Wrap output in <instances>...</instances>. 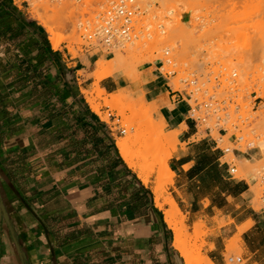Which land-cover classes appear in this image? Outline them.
I'll list each match as a JSON object with an SVG mask.
<instances>
[{"label": "crops", "instance_id": "1", "mask_svg": "<svg viewBox=\"0 0 264 264\" xmlns=\"http://www.w3.org/2000/svg\"><path fill=\"white\" fill-rule=\"evenodd\" d=\"M15 7L0 0V264H185L164 219L167 206L156 205L155 175L144 183L127 165L116 146L122 134L82 92L92 89L98 60L112 58L54 49L40 24ZM155 66L144 98L167 94L169 105L153 117L162 118L164 133L184 125L175 144H189L198 129L187 119L185 96ZM98 85L106 94L132 87L118 74ZM192 147L170 153L168 195L192 225L202 220L212 230L204 257L227 264L226 242L236 235L241 261L264 264V216L247 206L235 215L226 210L248 184L226 176L215 147ZM213 170L220 180L210 178ZM216 219L230 223L217 228Z\"/></svg>", "mask_w": 264, "mask_h": 264}, {"label": "rangeland", "instance_id": "2", "mask_svg": "<svg viewBox=\"0 0 264 264\" xmlns=\"http://www.w3.org/2000/svg\"><path fill=\"white\" fill-rule=\"evenodd\" d=\"M13 1L14 7H18L23 15L39 23L47 36L50 37L49 28L58 33L61 42L57 49L67 50L74 57L84 51L83 41L76 28L77 17L71 3L56 4L45 0ZM142 1L150 3L147 17H150L152 24L151 37L138 39L126 46L115 53L109 62L112 61L111 64L115 65L116 72L126 78L128 84L132 86L129 89H120L124 93L127 92V97L120 93L123 97L120 96L122 98L114 102L120 105L124 112L120 114L117 109L104 105L101 98L106 99L108 94H100L97 100L99 105L97 112L104 120L112 122L111 125L115 131L125 130V134L120 136L129 138L130 152L134 162L144 172L150 174V180L153 181L154 175L155 179L158 178L164 198L170 197L168 188L173 185V172L167 160L177 146L182 149L188 147L189 151H194L192 147L194 144L201 143L203 147L210 149L215 147V142H218L219 148L238 149V152L227 153L222 162L235 166V179L246 182L248 191L241 199L226 203L225 205L228 206L226 210L235 215L247 206L249 212L264 216L259 200L262 192L260 177L264 174V88H262L264 85V0ZM153 16H157V20ZM158 23L163 25V29H156ZM136 44L141 49L131 48L137 46ZM164 50L169 51V56L173 60V66L164 65L162 69L163 73L174 72L166 76L171 89L182 93L185 90L188 91L185 84L179 82L180 79L188 77L196 79L201 87L194 96L200 102L209 95H215L220 100L231 96L233 101L240 105L239 115L247 119L243 125L239 126L240 131L247 140L253 142L255 150H247L243 143L238 147L230 140L232 134L239 135L231 126L234 118L222 125L227 129L224 137L220 136L222 133H218L217 128H212L214 121L210 119L207 125L198 127L197 135L190 139L189 144L178 142L174 148L171 146L168 133L163 131L165 125H162V118L159 117L156 121L153 117L160 107L169 105L167 94L159 96L153 102H140L138 103L140 105H136L140 101L138 97L143 95L141 88L149 81L156 63L164 60ZM97 51L93 50V52ZM118 56L138 63L143 62L145 69L130 68L125 63L118 64L116 61ZM108 61L104 60L103 65L106 66L105 62L108 63ZM98 65H100L99 61ZM231 73H235L236 76L234 83L229 85L227 82ZM203 92L208 93L204 95ZM145 106L149 111L147 117L143 114ZM129 108L131 109L128 110ZM207 126L212 128L210 133L206 131ZM176 131L179 132L180 127ZM140 137L146 138L139 140ZM174 143H176L175 138ZM245 159L250 164L246 161L239 162ZM249 190L257 192L256 203L252 202L253 195ZM180 210L187 228L184 246L192 250L193 260L197 264H208L209 259L204 257L203 250L207 246L205 238L212 233V230L208 229L202 220L192 225V220L182 208ZM196 223L199 224L196 225ZM229 223L223 219H216L214 222L217 228ZM249 226L250 224L247 223L238 230L247 229ZM235 238L236 235L226 242V257L230 255L242 257L243 255L240 240L237 242ZM200 249L201 252H199ZM244 263L242 261L241 264Z\"/></svg>", "mask_w": 264, "mask_h": 264}, {"label": "built area", "instance_id": "3", "mask_svg": "<svg viewBox=\"0 0 264 264\" xmlns=\"http://www.w3.org/2000/svg\"><path fill=\"white\" fill-rule=\"evenodd\" d=\"M56 4L71 3L74 13L77 17L76 28L80 39L83 41L82 47L87 51L98 50L103 54L113 58L115 53L119 52L126 46L133 44L141 38L149 39L151 37L152 24L150 17H147L150 3H145L142 0H49ZM170 14V12H168ZM155 20L157 16H153ZM156 29H163L161 23L156 24ZM163 61H158L156 65V74L163 77L169 86V79L166 77L174 74V72H162L164 65L173 66V60L169 56V51H163ZM154 72V71H153ZM235 73H231L228 84L234 83ZM181 84H185L188 91H184L185 102L188 109L186 112L187 119L193 122L196 129L199 126L207 125L212 119L213 127L217 128L218 133H222L221 137L226 136L227 129L222 125L234 118L232 128L239 135L232 134L230 140L240 147L243 143L247 150H255L252 141L247 140L245 135L241 133L239 126L247 119H243L239 115L240 105L233 101L231 96L224 99H218L215 95H209L201 102L197 97H194L201 87L196 79L182 78L179 80ZM170 87V86H169ZM218 87V86H217ZM171 88V87H170ZM173 93H182L178 90H172ZM208 92H203L206 95ZM231 107L232 109H230ZM240 123V124H239ZM210 126L206 127L208 133L211 132ZM120 134H124L125 130L120 129ZM215 148L225 156L229 152H238V149L230 150L229 148H219L218 142H215ZM221 165H226V176L235 178L236 168L227 162H220ZM262 192L260 195V204L262 213L264 214V174L260 177ZM229 264H241V257L228 256Z\"/></svg>", "mask_w": 264, "mask_h": 264}, {"label": "bare ground", "instance_id": "4", "mask_svg": "<svg viewBox=\"0 0 264 264\" xmlns=\"http://www.w3.org/2000/svg\"><path fill=\"white\" fill-rule=\"evenodd\" d=\"M48 1L49 3H53L49 0H45ZM200 12V11H199ZM70 22V21H69ZM46 27V26H45ZM48 33L50 34V43L53 46L54 49H57L60 45L61 42V37L58 35V33H56L52 28H49ZM137 45V44H136ZM141 45V44H140ZM135 46V45H134ZM131 48H135V49H141V47L139 45L135 46V47H131ZM131 51V50H130ZM132 53V52H131ZM130 53V54H131ZM135 53V52H134ZM133 59V58H132ZM100 65H98L95 77L93 78L94 82L92 85V89L89 91H82L87 103L89 104V106L91 107V109L95 112L98 111L99 105L97 103V100L100 98V94H106L104 90L100 89L98 83L100 80L106 78V77H110L113 76L115 74H118L116 72V67L115 65H112V61L111 63L110 60L106 63V66L103 65L104 60L103 59H99L98 60ZM118 64H127L128 67L132 68V67H139V70H144V64L143 62H134L132 60H130L129 58H124L121 56H118V58L116 59ZM125 66V65H124ZM138 70V71H139ZM120 75V74H118ZM262 88H264V85L262 86ZM126 95L127 97V92L124 93L121 90L115 92V93H111L107 95V98H101V100H103L104 105L111 107L112 109H117L118 112L120 114H123L124 111L121 110L120 105L114 103L116 102L118 99L120 100L123 95ZM122 96V97H120ZM140 99L139 102H137V106L140 105L138 103L143 102L145 103L146 100L144 98L143 95L138 97ZM126 99V98H125ZM125 103V102H124ZM130 107V106H128ZM142 108H144L142 106ZM125 109V107H124ZM131 108H129L128 110H130ZM144 111V116H148V108L145 106ZM258 115V114H257ZM259 116H263V115H259ZM263 119V118H262ZM136 121V120H135ZM263 121V120H261ZM260 122V121H258ZM257 122V125H258ZM260 124V123H259ZM262 124V122H261ZM264 124V123H263ZM132 125V124H130ZM264 127V125H263ZM184 125L180 126V131H175V132H169L168 133V138L171 139V146L174 148L175 143H174V138L176 136H178L183 130H184ZM146 137H140L139 140L144 139ZM116 146L120 152V155L122 156L123 160L127 163V165L132 168L133 170H135L139 176V178L142 179V181L144 183H148L149 181V175L146 172H144L139 166L136 165V163L133 160V156L130 152V147H129V138H120L116 140ZM246 180H249V178H246ZM152 191L155 197V202L156 205L159 208H163L164 206H167V208L165 209L164 212V219L165 222L167 223V225L169 226V228L172 230L173 232V237H174V247L176 250H178L182 257L185 260V264H197L194 260H193V252L190 248H187L184 246V242H185V238H186V225H185V219L181 216L180 210L178 208V206L176 205L175 201L172 199V197H168V198H164V194L163 191L161 189V186L158 183V178L155 179V181L153 182V187H152ZM249 192L253 195V203L257 202V192H251L249 190ZM254 205V204H253ZM199 223H196V225H198ZM201 252V249L200 251ZM208 264H212L210 261H207Z\"/></svg>", "mask_w": 264, "mask_h": 264}, {"label": "trees", "instance_id": "5", "mask_svg": "<svg viewBox=\"0 0 264 264\" xmlns=\"http://www.w3.org/2000/svg\"><path fill=\"white\" fill-rule=\"evenodd\" d=\"M202 146H203V144H202ZM210 178L213 180V179H216L217 178V180H220V178H219V173H218V171H215V170H213V171H211L210 172Z\"/></svg>", "mask_w": 264, "mask_h": 264}, {"label": "water", "instance_id": "6", "mask_svg": "<svg viewBox=\"0 0 264 264\" xmlns=\"http://www.w3.org/2000/svg\"><path fill=\"white\" fill-rule=\"evenodd\" d=\"M1 221H2V210H1V202H0V230H1Z\"/></svg>", "mask_w": 264, "mask_h": 264}]
</instances>
